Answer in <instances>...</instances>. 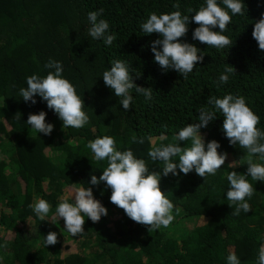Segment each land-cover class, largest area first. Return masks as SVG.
<instances>
[{
  "label": "trees",
  "instance_id": "1",
  "mask_svg": "<svg viewBox=\"0 0 264 264\" xmlns=\"http://www.w3.org/2000/svg\"><path fill=\"white\" fill-rule=\"evenodd\" d=\"M242 2L245 15H232L222 33L233 45L216 49L192 38L198 25L191 15L206 6V0H0V264H228L227 256L233 252L240 264H258L264 243V182L247 177L255 189L246 198L251 211L237 213V204L226 198L227 175L246 173L248 153L238 143H229L220 112L200 134L205 135V145L215 140L220 144L218 153H227L222 168L204 178L194 170L160 178L161 191L174 205L175 219L167 228L148 232V226L134 222L110 202L111 189L104 182L89 184L92 175L99 178L108 166L107 159L94 158L87 147L90 141L113 137L116 150L131 149L150 172L160 171L163 162L153 161L148 152L177 143L178 132L198 123L202 108L211 109L209 97L243 96L260 118L257 128L264 132V50L252 37L255 22L264 14V0ZM217 3L226 8L222 0ZM100 9L98 20H106L109 32L116 35L111 46L88 32V13ZM177 10L190 17L180 42L194 45L204 57L187 78L173 69H161L151 51V42L160 36L145 35L141 29L151 13ZM50 60L62 64V77L84 102L89 122L83 128L64 127L39 96L34 97L35 104L20 96L27 77L43 79L54 72L45 67ZM115 60L130 66L134 84L153 90L151 100L133 89L131 107L123 109L122 97H116L102 79ZM229 66L236 73L229 74L227 83H219ZM40 111L54 126L50 135L37 133L26 122L29 114ZM133 136L143 143L132 142ZM173 160L178 162V157ZM253 160L264 165L259 155ZM80 187H91L108 214L97 223L85 217L84 233L75 236L78 242L72 250L61 254L58 228L64 221H57L56 207L65 199L72 203ZM40 199L51 205L44 221L29 207ZM49 232L57 233L54 246H44Z\"/></svg>",
  "mask_w": 264,
  "mask_h": 264
},
{
  "label": "clouds",
  "instance_id": "2",
  "mask_svg": "<svg viewBox=\"0 0 264 264\" xmlns=\"http://www.w3.org/2000/svg\"><path fill=\"white\" fill-rule=\"evenodd\" d=\"M222 3L226 8L219 6L217 0H206V6H202L195 11L194 15H191V21L198 25L192 33L194 40L216 49L230 48L233 45L234 42L222 33L227 31L232 15H245L246 6L242 0H222ZM173 7L178 9L179 5L174 4ZM187 11L192 13L193 9L189 8ZM102 12L103 9L88 13V21L91 25L88 32L93 39H103L105 45L111 46L116 40V35L109 32V23L106 20H98ZM189 20V15H182L177 10L160 15L151 13L146 22L141 25L145 35L157 33L160 36L159 39L151 42L154 61L161 69L165 71L173 69L184 78H187L197 63L204 59L203 54L198 55L200 50L197 47L180 42V38L188 31ZM216 27L219 31L212 30ZM252 37L257 42L258 48L264 50V14L255 22ZM45 67L54 69V72H48L43 79L37 75L27 77V87L20 89V96L25 102L30 101L32 104L37 102L34 97L39 96L47 102V108L58 115L64 127L83 128L89 122V117L83 111L84 102L76 94L74 86L62 77V64L59 61L50 60ZM129 68L126 62L115 60L111 62L110 70L104 71L102 75L105 86L114 90L116 97H122L120 103L124 110H129L131 107L133 99L130 95L131 90L135 89L136 92L142 93L146 100H151L153 93L151 88L140 87L133 83ZM235 73L232 66L227 67L220 75L219 83H227L229 74ZM139 75L140 73L136 74V77L139 78ZM207 103L212 106L211 109L202 108L199 113V122L188 124L174 137L177 143L153 147L148 152V156L153 161L163 162V168L160 171L150 172L145 161L137 159L131 149L116 150V140L113 137L103 136L90 141L87 147L94 153V158L97 161L107 159L108 166L99 178L92 175L89 184L98 186L104 182L105 186L111 189L110 202L123 209L134 222L148 226V232L160 227L167 228L175 219L172 214L174 205L161 191L160 178L170 173L173 176L181 173L187 175L193 170L199 177L204 178L206 174L215 175L217 170L222 168L227 153H218L220 144L215 140L205 145V140L200 134V129L207 127L209 122L216 118L217 112H220L224 117L222 129L229 143L232 145L238 143L248 153L245 163L247 164L246 173L230 171L227 175L230 187L226 198L237 204V213L241 210L245 213L251 211L246 198L250 199L255 189L247 177L250 176L253 181L264 182V165L255 163L253 160L256 155L264 159V143H260L264 140V132L257 128L260 118L246 105L243 96L227 94L223 98L209 97ZM26 122L37 133L44 135H50L54 128L51 123L46 122L44 111L29 114ZM181 141H190V147H181L179 143ZM132 142L143 143V139L137 141V138L133 136ZM174 157H178V162L173 160ZM72 200V203L66 199L59 203L55 213L57 221L60 218L63 219L64 228L72 237L84 233L85 217L97 223L102 216L108 214L101 202L94 198L91 187L76 189ZM29 207L33 208L41 221H44L48 217L51 205L48 201L40 199ZM57 242L56 232H49L43 241L44 246H54ZM227 262L240 264L234 252L227 256ZM258 264H264V244H261L259 249Z\"/></svg>",
  "mask_w": 264,
  "mask_h": 264
},
{
  "label": "rangeland",
  "instance_id": "3",
  "mask_svg": "<svg viewBox=\"0 0 264 264\" xmlns=\"http://www.w3.org/2000/svg\"><path fill=\"white\" fill-rule=\"evenodd\" d=\"M203 138L205 137L204 134H201ZM243 158L239 161H242ZM204 219H199L198 223L203 222ZM192 221H186L185 224H191ZM58 236L60 240V250L61 254H64L66 251L72 250L74 247V244H76L78 241L75 237H72L70 233H68L64 228V222L60 224V228H58ZM77 241V242H76ZM264 244V243H263Z\"/></svg>",
  "mask_w": 264,
  "mask_h": 264
}]
</instances>
